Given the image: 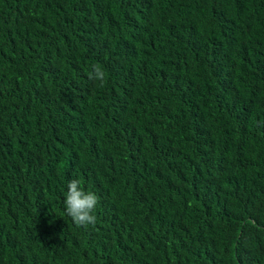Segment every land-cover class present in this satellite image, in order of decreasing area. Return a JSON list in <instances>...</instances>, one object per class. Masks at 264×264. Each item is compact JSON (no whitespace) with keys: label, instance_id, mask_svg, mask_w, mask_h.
<instances>
[{"label":"trees","instance_id":"obj_1","mask_svg":"<svg viewBox=\"0 0 264 264\" xmlns=\"http://www.w3.org/2000/svg\"><path fill=\"white\" fill-rule=\"evenodd\" d=\"M0 264H264V0H0Z\"/></svg>","mask_w":264,"mask_h":264},{"label":"clouds","instance_id":"obj_2","mask_svg":"<svg viewBox=\"0 0 264 264\" xmlns=\"http://www.w3.org/2000/svg\"><path fill=\"white\" fill-rule=\"evenodd\" d=\"M88 78L93 81L103 82L104 69L99 65H93L88 73ZM100 202V197L91 188L85 186L80 177H74L67 181L64 192V208L73 221L83 227L95 224V211Z\"/></svg>","mask_w":264,"mask_h":264}]
</instances>
